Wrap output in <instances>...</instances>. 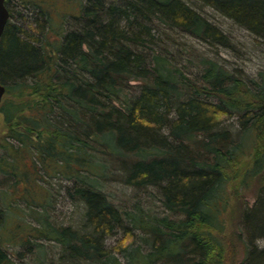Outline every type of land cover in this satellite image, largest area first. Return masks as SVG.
<instances>
[{
  "label": "trees",
  "instance_id": "16d2710c",
  "mask_svg": "<svg viewBox=\"0 0 264 264\" xmlns=\"http://www.w3.org/2000/svg\"><path fill=\"white\" fill-rule=\"evenodd\" d=\"M197 1L264 38V0ZM77 3L76 24L49 33L55 0H5L0 264H12L7 242L21 217L26 250L43 246L31 237L56 241L66 264H264L256 242L264 237V73L249 81L206 55L194 52L187 65L165 51L159 32L167 27L229 43L187 0ZM234 114L237 135L220 128ZM249 133L251 144L243 143ZM115 167L128 185L157 187L165 213L143 217L115 205L99 186ZM34 174L71 182L82 228L15 211ZM251 179L258 185L249 204L242 189ZM124 215L130 225L107 246ZM134 228L147 233L143 244L134 245Z\"/></svg>",
  "mask_w": 264,
  "mask_h": 264
},
{
  "label": "rangeland",
  "instance_id": "374dc122",
  "mask_svg": "<svg viewBox=\"0 0 264 264\" xmlns=\"http://www.w3.org/2000/svg\"><path fill=\"white\" fill-rule=\"evenodd\" d=\"M71 1L72 0H55V9L58 11L54 9L53 18L56 22L52 20L51 24L50 19L45 23L49 33L54 31L51 26L56 28L57 26H54L56 24L61 27V29L63 26L69 28L72 24H76V19L71 17L70 13L71 11H76L79 5H77L78 3L76 0V5L72 4L73 8L70 9L72 7L70 5ZM187 1L195 5L199 12L221 28L228 35L229 43L206 42L188 33L167 27L164 33L162 31L159 32L162 37V42L166 45L164 50L178 56V58L182 55L184 57L183 62L187 65H192V62L196 58L194 57V52L206 55L216 60L233 73L244 77L246 80L261 81L264 73V38L257 36L250 30L237 24L211 6L205 5L197 0ZM23 12L28 15H33L32 11L27 12V10H23ZM65 12L68 13L63 15ZM59 15H62L65 20L60 21L59 19L58 21L57 17ZM15 16L13 19L22 22L20 17L15 18ZM28 18L30 19L32 17L30 16ZM41 19L43 20V17ZM4 127L5 125L0 113V135ZM220 128H226L234 135L240 133L238 115L234 114L229 119L223 121ZM252 139L253 133H249L248 137H242L243 143L249 142L251 144ZM40 172H42V170ZM119 173L120 171L117 167L113 168L99 185L101 190L108 195L115 205L122 210L134 211L135 213L138 212L143 217L150 214L149 211L157 215L165 213L157 187H133L124 183L121 177L118 176ZM33 177H36V179H31L32 181H29L28 185L34 188L30 187L29 192L28 188H22L26 196L23 197V200L20 199L17 205L14 203L16 205V207H14L15 211H19L22 216L26 213L28 216L27 219H30L34 223H37V217H42L45 213L48 215L50 222L54 224L70 225L79 229L82 228L84 222V205L81 201L73 200L69 196L67 186L70 185L71 182L65 177L41 176V174H34ZM39 185L44 187L45 190L41 189L42 191L40 190L38 194H35L39 191ZM257 185V182L251 179L248 185L242 189V196L249 204H251L255 198ZM33 196L36 198L35 200ZM25 203H30L31 205L28 207ZM20 224H23L22 217L21 221L18 220L17 222L18 226L16 222H14L10 228V231L15 232L20 240L16 237L12 241L7 242L8 246L6 250L8 254H10L12 264H66L61 257V246L56 241L31 237L33 242H42L43 246L35 247L31 245L32 250L30 252L27 251L26 246L29 244L21 242L23 232L22 225ZM126 225H130V219L124 215L119 225L120 227L106 239L105 243L107 246L114 244L123 235ZM133 230L135 234L134 245L143 244L142 236H145L147 233L137 228ZM256 242L260 246H264V237L259 238ZM39 248L44 250L43 254L38 251ZM118 255L123 262L126 261L121 254ZM241 256L242 252L239 251L237 259L239 260Z\"/></svg>",
  "mask_w": 264,
  "mask_h": 264
},
{
  "label": "water",
  "instance_id": "95a60500",
  "mask_svg": "<svg viewBox=\"0 0 264 264\" xmlns=\"http://www.w3.org/2000/svg\"><path fill=\"white\" fill-rule=\"evenodd\" d=\"M9 18V11L5 5V0H0V36L3 32L5 24ZM5 93V85L0 81V102Z\"/></svg>",
  "mask_w": 264,
  "mask_h": 264
}]
</instances>
